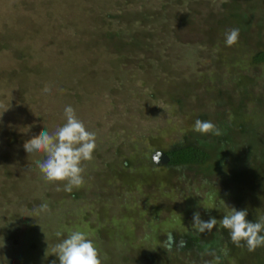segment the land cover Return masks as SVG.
Listing matches in <instances>:
<instances>
[{
  "label": "rangeland",
  "instance_id": "1",
  "mask_svg": "<svg viewBox=\"0 0 264 264\" xmlns=\"http://www.w3.org/2000/svg\"><path fill=\"white\" fill-rule=\"evenodd\" d=\"M226 1L0 0V264H59L54 247L73 230L93 241L102 264H161L167 237L201 233L194 213L220 224L232 211L218 178L153 158L198 133L197 119L234 121L216 94H229L238 73L262 91L264 65L248 64L250 50L240 57L237 44L207 47L193 34ZM189 14L199 17L186 24ZM239 57L249 68L235 66ZM67 105L96 135L84 183L71 193L44 178L42 152L29 158L23 148L62 126ZM252 121L264 130V115ZM243 204L255 211V195Z\"/></svg>",
  "mask_w": 264,
  "mask_h": 264
},
{
  "label": "trees",
  "instance_id": "2",
  "mask_svg": "<svg viewBox=\"0 0 264 264\" xmlns=\"http://www.w3.org/2000/svg\"><path fill=\"white\" fill-rule=\"evenodd\" d=\"M251 1H226L220 5L216 14H209L205 20L207 25L205 28L200 25L201 28L197 30L193 24V34H200L206 39L207 47L209 41L226 46L225 37L223 39L220 34L237 28L240 38L239 44L235 43L238 45V56L243 55L244 48H247L250 50L248 64L252 67L263 66L264 0H255V3ZM254 16H256L255 19ZM190 17L194 20L199 15L189 14L182 20L188 24L192 20ZM251 29L254 30L251 31ZM240 57L234 61L235 66L238 65L241 70L245 67L249 68ZM236 78V86L230 84L227 87L229 94H222L221 91L216 94L217 98H224L225 104L229 106L230 113L235 119L216 124L222 134L216 136L186 133L178 142L162 152L168 158L165 167L176 171L195 167L203 171L209 180L212 177V179L218 178L224 186H228L226 188L229 190L234 208L246 209L248 212L246 218L254 222L259 217H264V130L255 127L252 121L255 116L264 115V83L262 91L257 93L251 78L241 72ZM252 102L263 107L249 112L248 105ZM125 162L128 163L129 160ZM249 193H253L256 197L255 211L246 208L243 204L246 194ZM172 235L175 244L172 245L170 238H166V243H163L164 246L160 248L165 252L160 251L161 258L157 263L162 264L163 261L164 264H264V247L249 251L243 242L241 246H236L232 243L228 230L220 224L201 233L181 235L173 233ZM168 249L171 252L169 257ZM206 251H209L211 255V261L208 263L206 261L209 260H205L203 254Z\"/></svg>",
  "mask_w": 264,
  "mask_h": 264
},
{
  "label": "clouds",
  "instance_id": "3",
  "mask_svg": "<svg viewBox=\"0 0 264 264\" xmlns=\"http://www.w3.org/2000/svg\"><path fill=\"white\" fill-rule=\"evenodd\" d=\"M239 40V29L232 28L225 32V44L233 46ZM44 92L50 93L51 89L45 85ZM65 123L59 126L54 133H49L47 126L39 135H34L26 140L23 148L29 154L42 152L45 158L38 162V167L44 178L49 182H63V187H57V191L71 193L84 183L82 162L92 159L96 148V135L86 129L74 108L67 105L64 108ZM193 130L201 134H213L220 136V129L208 120L197 119ZM41 210H47V205H42ZM246 209L232 211L223 215L220 225L227 229L231 241L236 246L241 242L249 251H255L258 247H264V217H259L254 222L246 217ZM194 225L199 231L211 230L217 224L216 217L208 221L201 219L199 212L194 213ZM57 237L62 233L57 232ZM53 254L58 257L59 264H102L98 249L86 233L80 230L71 231L54 247ZM52 264H56L53 260Z\"/></svg>",
  "mask_w": 264,
  "mask_h": 264
},
{
  "label": "water",
  "instance_id": "4",
  "mask_svg": "<svg viewBox=\"0 0 264 264\" xmlns=\"http://www.w3.org/2000/svg\"><path fill=\"white\" fill-rule=\"evenodd\" d=\"M154 156H157V158H159V161L162 162V163L163 162L166 163L167 160H168V158L166 157V155L163 152H161V151H157L154 154ZM153 158H155V157H153Z\"/></svg>",
  "mask_w": 264,
  "mask_h": 264
},
{
  "label": "flooded vegetation",
  "instance_id": "5",
  "mask_svg": "<svg viewBox=\"0 0 264 264\" xmlns=\"http://www.w3.org/2000/svg\"><path fill=\"white\" fill-rule=\"evenodd\" d=\"M154 154H155V153H154ZM153 157H155V158H154V161H155L156 163L159 162V158H157V156H154V155H153Z\"/></svg>",
  "mask_w": 264,
  "mask_h": 264
}]
</instances>
